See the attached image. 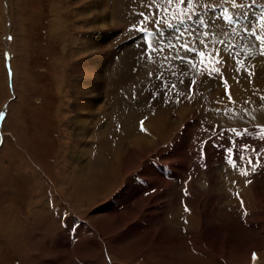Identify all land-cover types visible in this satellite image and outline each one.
<instances>
[{
    "label": "rangeland",
    "instance_id": "obj_1",
    "mask_svg": "<svg viewBox=\"0 0 264 264\" xmlns=\"http://www.w3.org/2000/svg\"><path fill=\"white\" fill-rule=\"evenodd\" d=\"M262 11L264 0H0V264H264V241H252L250 229L236 226L253 213L233 198L252 175L264 179V133L254 128L264 125V56L254 52L224 64L215 52L209 63L217 65L199 70V63L179 59L173 46L185 39L208 54L216 42L236 53L243 48L234 41L259 47L247 34H232L216 15H248L257 26L251 15ZM191 18L204 30L195 24L183 35L168 29ZM142 33L160 50H149ZM82 116L87 123L80 140ZM146 127L161 144L144 166L159 159L169 165L167 155L175 151L186 161L185 172L171 170L174 190L158 172L143 190L134 185L131 171L140 152L126 136ZM185 127H192L186 138ZM233 127H246V133L231 136ZM231 138L240 150L251 143L262 151L254 173L226 167L221 152ZM199 147L217 174L211 186L203 170L208 164L196 166L192 158ZM118 149L124 165L119 182L107 192L96 187L94 194L86 175L94 172L109 184L115 168L110 151ZM94 160L101 161L96 168ZM189 183L204 189L195 209L188 203L196 196ZM189 212L201 218L195 227L189 228ZM205 217L219 226L217 233L206 234ZM260 221L256 234L264 237Z\"/></svg>",
    "mask_w": 264,
    "mask_h": 264
},
{
    "label": "bare ground",
    "instance_id": "obj_2",
    "mask_svg": "<svg viewBox=\"0 0 264 264\" xmlns=\"http://www.w3.org/2000/svg\"><path fill=\"white\" fill-rule=\"evenodd\" d=\"M244 42H246V41H244ZM216 43L217 44L214 46L213 52L210 53L209 55L211 56V58H213L215 56V52H217L216 57H217V59L219 61H221L220 63H223V60L225 59V57H227V60H229V58H231V60H233L234 62L241 63L240 60H238L239 57L241 58L243 55H247V56L248 55L249 56L250 55L251 56L253 55V56H255L253 54L254 52H257L258 54H262L264 56V54H263L264 53V45H263L264 42H262V43H260L259 41L255 42L256 44H259L260 45L259 47H256V48L252 44V41H251V45H249V42H248L246 44V46L249 47V48L245 47V48L239 50V53H236V50L235 49H233V50L228 49V50L225 51V50H223L220 47L221 46L220 43L219 44H218V42H216ZM218 47H220L222 49V52H220V48H218ZM261 52H263V53H261ZM221 53H222V55H221ZM220 56H222V59H221ZM232 58H234V59H232ZM177 61H181V60H177ZM214 64L217 65L216 61H214V60H213V62L209 63L210 66H214ZM209 65H207V66H209ZM210 70L213 71V72L214 71L216 72L217 67H216L215 70H213L211 68H210ZM146 73H147V71H146ZM139 74H142V73H139ZM142 75H144V72H143ZM84 107H86V106H84ZM78 119H77V127H76V129L78 131V136L80 137V140H83L85 138V131H86L85 130L86 129L85 126H86L87 120H85L84 116L78 117ZM144 130H145L144 133H142V134L138 133V134H135V135H131V131H130L129 132V135H127L128 137L126 136V139L128 140L127 141V144H130V146H132V148H135L138 152H140V155H138L137 158L135 159V160H137V163H136L137 166L135 168H133V170L131 171L132 172L131 177L134 178V185H136V187H138V190H143L144 187H145V185H150V183L148 181H146V180L152 178V176H155V177L158 176L157 175V172L159 174H161L158 171V168H156V167L158 166L159 163H161L163 161V160L161 161V159H159L160 161H158V160L153 161V164H151L150 167L149 166H144L143 159L145 158V156H147V154L149 152H151V150L153 148H157V146L159 147V145L161 144V140L159 139L158 134L155 133L154 130H152V127H146ZM183 132H184V134L183 133L182 134H183L184 138L189 137L191 135V133H192V127H185V129H184ZM242 133H246V132H242ZM146 135H149L150 137L152 136L153 139L150 138L149 136H146ZM131 136H136V137L135 138H131ZM183 136H181V137H183ZM148 137H149L150 140L148 139ZM78 142H79V138H78ZM178 142H179L178 148H181L183 146V143L184 142L183 143L180 142V141H178ZM217 148H221V147L219 146ZM169 149H171V148H169ZM116 151H117V153H116ZM217 151L218 150H216V152ZM110 152L113 154L112 155L113 157L111 155H109L110 158H111L110 159L111 164L113 165V162L115 164H117V165L114 164L115 168L111 167V171H112L111 172V174H112L111 182L108 184L104 180H101L102 177L99 176V175H95L94 172L91 173V174H89V175H86V176H89V180H91V182H88L86 188L89 189L91 192H93L96 187L97 188H102L104 192H107V191L111 190L112 187H113V185L116 184L117 182H119V180H120L119 179L120 177L117 176L118 173L120 172V169L119 168L124 167V165H122V161H119L118 160V157H120L121 151H119V149H118V150H115V151L113 150V152L112 151H110ZM110 152L107 151L106 153H110ZM82 154H83L82 150L79 151L78 153L75 151V156H74L75 161H77V159L80 160L81 157L83 156ZM221 155H223L226 158L224 152H221ZM167 156H168V159H171V161L174 162L175 164H173L170 161V164L169 165L168 164L167 165H163V167L166 168L167 175L170 177L168 180L167 179H165V180L166 181H173V183H174V180H176V177L173 174H175L177 172L176 170L181 171V172L182 171L185 172L184 171L185 170V167H187L186 166V161H184V159L181 156L179 157L178 154L176 153V151L175 152H171ZM99 157H101V155ZM99 157H97V158H99ZM105 157H107V156H105ZM97 158H96V160H97ZM192 158L194 159V163L196 164V166H200V165L202 166V165L208 164L207 163L208 160H205L204 161L205 156L203 158L200 157L199 150H197L194 153V155L192 156ZM107 159H109V158H107ZM96 160H94V167L95 168H96V166H98L97 164H100L101 163V161H100V163H97L96 164ZM99 160H101V159H99ZM198 160L199 161H202V162L198 163L199 162ZM97 162H99V161H97ZM223 162H225V161H223ZM163 164H164V162H163ZM105 165H106V163H105ZM107 165H109V164H107ZM113 169H117L118 170L117 171V174H115L116 171H115V173H113ZM173 169H175V170L173 171V174H172V171L171 170H173ZM212 169H213V165H210V164H208L207 166H204L203 167L204 175H205V177L207 179V180L205 179L206 180V184H208L210 186L214 183L213 180L216 179V177H217V174H214L213 171H212ZM139 171H141V172L139 174H137V177L135 178L134 176H136V173L139 172ZM216 171H218V169H216ZM261 172L262 171H260V173ZM162 175L164 176V174H162ZM139 178H141L142 181ZM135 179H136V182L137 183L135 182ZM92 181H94V182L92 183ZM161 182H164V180L161 179ZM261 182H264V179L262 180V178L257 177V175L254 176V177L252 175V178L250 179V184L247 186V189H244V190L243 189H240V191H241L240 192V197H241L242 201H244L243 203H245L244 206L246 205V208L248 209V212L247 213L248 214L253 213V215H252L251 219L246 220V223L247 224H242L241 225L240 223H238L236 225L237 226V230H239V231H242V230H245V229H250V231L252 233V235H251L252 241H257V242L264 241V237H260V236H258V234H256V230H258L259 225L262 226V223H261L260 220L264 218V191L261 192V189H264V185L262 187ZM170 184H171L170 187L172 188V190H174V188L172 186H175V183L174 184L170 183ZM165 185H164V187L167 188V186H165ZM191 187H192V191L196 194V196L194 195V198H193V195H192V192L191 191H189L188 194L186 193L187 194L186 196L189 197V194L191 193V195H192V198L191 199L193 201L192 202H189L188 201V203H189L190 206H192L195 209V205H199V201H201L200 198L203 196V191L202 190H204V189L203 188L202 189H196L195 186L193 185V183H189V189ZM217 191H223L222 187H220L219 190H217ZM141 196H143V195H138V196L135 195V198H137V200H138ZM213 196H214V198H216V195L215 194ZM187 200H188V198H187ZM149 204L150 203L148 201L145 206H148ZM110 209H111V206H109V211H110ZM107 214H109V212H107ZM197 217H198V215L196 217H194V214L192 212H189V214H188V216L186 218V219H188L187 221H188L189 228L192 227V226L195 227V224H194V220L195 219H200L201 220V218H197ZM76 221L77 220H74V222H76ZM77 223H75L74 225H77ZM234 225H235V223H233L232 226L230 224L229 227L232 228V230H234L235 229ZM202 226H204V228L205 227H208L209 228V230L206 231V234H208V235H209L210 232H213V230H216V233L218 232V227L219 226L217 227L215 225V223L212 221V219H209L208 220L207 217L204 218ZM220 226H223V225H220ZM259 228H262V227H259ZM224 229L226 230L227 228H224ZM198 230L199 229H196V232L197 233H198ZM260 231H261V229H260ZM231 234H232V232H231ZM208 239L209 238L206 236L204 238V241L206 243H208L209 242Z\"/></svg>",
    "mask_w": 264,
    "mask_h": 264
},
{
    "label": "snow or ice",
    "instance_id": "obj_3",
    "mask_svg": "<svg viewBox=\"0 0 264 264\" xmlns=\"http://www.w3.org/2000/svg\"><path fill=\"white\" fill-rule=\"evenodd\" d=\"M180 2L183 3L184 0H180ZM169 3H171V0H169ZM156 35L159 36V33H156ZM197 43H202V42L197 41ZM183 47H184L186 50H189L187 44H185ZM148 48H149V50H151V51H158V50H160V49L158 48V45H157L155 48H153L151 45H149ZM199 55H200V56H204L205 53H204L203 51H201V52H199ZM221 55H222V53H221ZM181 59H185V58H184V57H181ZM217 62L220 63L221 61L218 60ZM223 63L227 64V57H225V59L223 60ZM193 83H194V82H193ZM224 84H225V86L227 87V81H224ZM173 87H175V85H173ZM189 87L191 88V85H189ZM228 95H229V97H230V99H231V94H230V92L228 93Z\"/></svg>",
    "mask_w": 264,
    "mask_h": 264
}]
</instances>
